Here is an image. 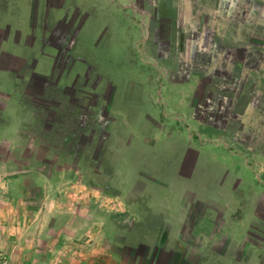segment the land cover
Here are the masks:
<instances>
[{
	"label": "crops",
	"instance_id": "1",
	"mask_svg": "<svg viewBox=\"0 0 264 264\" xmlns=\"http://www.w3.org/2000/svg\"><path fill=\"white\" fill-rule=\"evenodd\" d=\"M119 1L28 0V24L19 22L15 27L7 20L0 24V252L9 264H264V182L260 180L264 155L241 143H247V137L253 143L257 132L239 131V139L221 137L226 135L217 130L220 120L211 116L216 131L203 140L205 144L179 131L158 133L157 138L141 136L140 143L147 147L173 141L169 153L175 163L165 166L162 159H154L146 168L121 173L122 184L119 173L110 188L103 180L104 136L116 124L114 114L121 111L114 106L117 85L104 77L100 65L106 50L111 51V59L118 56L128 65H134L141 53L145 58L155 54L154 63L165 70V76L168 64L191 66L188 76L168 79L166 95L160 96L164 105L154 106L151 91L146 95L147 103L165 121L160 118L158 123L171 130L179 121L167 120L163 113L190 112L195 119L194 112L202 110L196 98L205 95L212 77L238 80L232 67L224 69L225 65L239 67L241 81L254 76L264 83L263 69L248 66L261 65L264 40L249 42L245 35L249 26L258 27L261 10L247 14L233 0H177L176 4L149 0L156 17L167 18L170 34L156 33L151 46L150 30L137 28L134 16L120 8ZM9 10L8 0H0V16ZM143 15L152 18L149 12ZM241 17L244 20L234 25L237 29H224L225 23L221 24ZM227 34L239 39L231 40ZM11 39L15 44L23 42L24 52L10 51ZM204 66L211 67L201 77ZM214 67L218 69L209 76ZM94 77L95 94L87 91V82ZM216 93L209 110L219 118L253 114L257 124L250 126L264 128L263 91L232 87L225 91V101H219ZM88 94H94L93 104L86 101ZM132 95L138 102L136 93ZM93 114L96 131L81 134L76 150L71 148L69 132L62 139L55 137L57 128L71 130L74 120L81 130L89 129ZM151 122L139 123L149 128ZM196 122L199 128L202 123ZM176 134L179 146L173 139ZM89 157L96 162L95 179L104 184L58 185L56 178L68 179L77 172L81 176L84 171L83 163L70 171L60 161L86 162Z\"/></svg>",
	"mask_w": 264,
	"mask_h": 264
},
{
	"label": "rangeland",
	"instance_id": "2",
	"mask_svg": "<svg viewBox=\"0 0 264 264\" xmlns=\"http://www.w3.org/2000/svg\"><path fill=\"white\" fill-rule=\"evenodd\" d=\"M175 4L178 2L177 0H174ZM210 2H212V0H209ZM208 1V2H209ZM203 2V1H200ZM34 4H36V1L34 2ZM120 4V8L126 10V11H130V14L134 16L135 18V23L137 25V28H139L140 30L143 28H148L150 30V37L151 40L149 39L148 41H151V46L153 43V38L156 35V33L161 34L163 31L166 32L167 31V27L166 24H168L167 22V18L165 16L159 15V17H156L157 15H155L157 13V10H154L149 0H120L119 1ZM182 4V1H181ZM8 5L9 8H11V11L9 10V14H7L5 12V14L3 16H0V24H4L5 21L7 20V24L13 25V26H17V23H21L22 25H26L29 22V17H30V13H31V9L28 8L29 6V2L28 0H8ZM233 5H235V7H241V9L245 8V12H248L247 14L251 13V10L254 12H258L260 11V13L262 14L261 17L258 19V27L253 26H249V28H251V31H247V33H245L246 38H248V41L252 42V40L254 41L255 38H257L258 40H264V0H233ZM125 6H129L128 8ZM127 8V9H126ZM164 9V8H163ZM167 10V9H165ZM131 11H134L133 13ZM145 12H149V14L151 15L149 17H144V13ZM162 13V11H161ZM94 15H97L96 10L93 13ZM100 14V12H99ZM234 14V13H233ZM232 14V16H233ZM155 15V17H154ZM3 17H7V18H3ZM245 17V16H243ZM241 17L238 21L237 19H224V21L221 24L225 23V28L224 29H228V27H231L234 29H237L238 27H235L234 25L238 22H242L244 20V18ZM96 18V16L94 17ZM183 19V16H181L179 18V21L181 22ZM197 18H194V22L196 23ZM254 20V19H253ZM254 22V21H253ZM171 24V23H170ZM260 24V26H259ZM125 25H129L132 26V23L127 22L125 20ZM168 26V25H167ZM256 28L258 29L256 32ZM169 30V29H168ZM28 31V30H27ZM25 31V32H27ZM168 32V33H167ZM166 34L169 36V31H167ZM142 34H144V32H142ZM163 34V33H162ZM244 37V32H242L241 37ZM231 40L234 39H239L237 36V38H235L232 34H227V38H229ZM242 37V38H243ZM23 39V37H22ZM23 41V40H22ZM106 41L110 42V38H106ZM260 42V41H259ZM26 43V42H25ZM23 42H20V44H15L11 41L7 44L8 46H10L11 48L10 51L12 50H16V51H20L21 49H23ZM7 45H3L4 47ZM4 50V49H3ZM28 52L29 49L27 48ZM260 50V49H259ZM153 51V53L155 52L154 49H151V52ZM252 52H256L255 49L251 50ZM24 52V49H23ZM105 57L102 59L104 64H100L102 71H103V75L105 78H109V79H113L115 84L117 85V91H118V96L115 97V103L114 106L116 105V110H117V106L119 107V111H121L120 113L123 114H114L115 118H116V124H114L112 127H110V129L108 128V134L105 137V142H104V149L106 151H103V163H102V167L104 169L105 175H104V182L106 183V185H108L110 188H114L115 187V179L116 176L120 173V184L123 183V178L121 173L123 174H127L132 173L136 170H138L139 168H146V164L152 162V160H157V159H162V164L165 166H169V165H173L175 163L174 158L170 155L169 152H171L172 148L174 147L173 144H171L173 141L171 140H167V141H156L157 144H155V146H150L147 147L146 145H143L140 143V137L144 136V138L148 137V138H157L159 137L157 134H165V132H172V131H179L181 132L185 137H192V139L200 144H205L203 142L204 139L206 138H210L213 137L214 131L213 130L214 127L211 126V123L209 121V119L211 118V116H215V118H217L216 120H220L219 126L217 127V130L219 132H222L223 134H225L226 136H222L221 137H232V138H238L239 139V135L240 132H245V133H256L257 132V138L255 139V141L253 143L249 142V137H247V143H244L243 141H241V143H243V145H247L251 148H254L255 150H257L260 154L264 155V128L261 129H257L254 127H251L250 124L251 122H253V124H257V120H253L251 119L252 117H254L253 114H250L249 116H247V118L243 115L242 117L240 116H235L233 118H229L226 120V114L224 116V120H222L221 118H219L218 114H215V112L213 111V109L209 110L210 108L213 107V105H211V100L213 99L214 96V91H216L217 95L219 96V101H221L220 99H223V101H225L224 99L227 98V96L225 97V91L230 90L232 87L234 89H238V90H242L245 87V90L247 89H255L257 88V90H261L264 92V83L260 82V80H258V82L253 79L254 76H246L244 81H241V74H239V67H236L235 69V65L232 66L231 65H225L223 68L227 69L230 67H232V70L235 71L233 73V75L238 79L236 81H229V79H226V81H221L219 80V78L217 79H213L212 77V81H210V85L209 87H206L205 89V95H201L199 96V98H196V103L199 102V108H200V112H197V106L194 105V110L196 112H194L195 114V119L192 118V114L190 112L185 114H180L178 112H169L168 110V114L162 113L163 115H165L167 120H174V121H179V122H175L173 123V125L171 126V130H167L166 128H164V125H161L158 123L159 119L161 118L162 122L164 123L165 121L163 120V118L161 117V115L158 112L154 111L153 106L149 105L147 103V96L148 95V91H151V99L154 106H162L164 105V101L162 99H160V96H165V89L167 86V82L168 79H171L170 77H172V79L174 78H183L184 76H188V72L190 71V68H192L191 66H188V68L183 67L182 66H176L175 64H168L167 67L168 71L165 74V70L162 69V67L160 68V66H156L155 65V60H154V55L152 54L150 55L151 58H145V55L143 53H141V55L137 56V59L135 61L134 65H128L123 59H118V56H114L113 59H111L112 54L110 53L111 51H106ZM139 53V52H138ZM101 56H98L99 61L101 60ZM263 56L260 57L259 62H261L260 66L258 65V67H256V64L254 65H248L249 67H253L254 70H258L261 71L263 69L264 71V60H263ZM94 61V58H92ZM116 61V63H112L110 64L108 61ZM98 62V60H97ZM147 62H150V64H148ZM95 63V62H94ZM96 65V64H95ZM100 65H99V69H100ZM211 67V66H210ZM208 66H204L201 70H200V76L203 77L205 73H208V69L210 68ZM227 67V68H226ZM205 68V69H204ZM96 69L98 70V65H96ZM194 69V68H193ZM218 68L214 70H210L211 73L209 76H214V71H216ZM195 70V69H194ZM207 71V72H206ZM1 76V75H0ZM250 78V79H249ZM90 81L87 82V91L92 92V93H96L95 90H92L91 87H93V85H95L97 79L91 78L89 79ZM128 80H130L132 83H128ZM237 82V84L235 83ZM166 85V86H165ZM130 86V87H129ZM231 86V88L229 87ZM164 87V90H163ZM129 88V91H127V89ZM247 88V89H246ZM202 90V89H201ZM200 90V91H201ZM209 90L211 92H213V96L211 97L212 94L209 93ZM162 91V95H159V92ZM134 92V93H132ZM190 92V91H189ZM137 95V97L139 98L138 102H133L134 100V95ZM249 93V92H248ZM94 94H88L86 101H88L89 103L93 104L95 101V96ZM224 95V96H223ZM198 97V96H197ZM224 97V98H223ZM175 98V97H173ZM189 99V98H188ZM264 100V98L262 99ZM175 99H173V106H175L176 104ZM218 101V102H219ZM221 107H224V105H222ZM161 108V107H160ZM176 108V107H175ZM188 108V107H187ZM189 109V108H188ZM151 110V111H150ZM174 110V109H173ZM154 111V112H153ZM206 111V112H205ZM234 113V112H233ZM91 114V113H90ZM224 115V114H223ZM253 115V116H252ZM151 116V117H149ZM222 116V115H221ZM234 116V115H233ZM89 117V116H88ZM95 118V114L91 115L90 118L88 119V121H90L91 123L89 124V129L86 130H81L82 128L79 126V123L72 121V129L68 130L65 128H57L55 130V137L59 140L62 139V137L64 135H73L72 137V142L73 144H71V148L72 150L75 149L76 145L75 142H77L80 139V135L84 134V136H89L90 132L91 134L94 135L95 133V126L97 125ZM256 119V118H255ZM152 121L151 122V126L149 128H147V126H145V122L148 121ZM197 121H201L202 125H199L198 128V124L196 122ZM145 121V122H144ZM227 121V122H226ZM139 122H143L142 124H140ZM192 122L193 123L192 125ZM210 122V123H209ZM263 122H264V118H263ZM211 126V127H210ZM82 131V132H81ZM248 131V132H247ZM69 132V133H68ZM243 136V135H241ZM259 136V137H258ZM137 138V140L133 139V138ZM179 136L176 134L175 137L173 139L176 140V145L179 146L181 145V139H177ZM75 138V139H74ZM88 138V137H87ZM144 138H142L141 140L145 141ZM198 138H202L201 141ZM75 140V141H74ZM251 140V139H250ZM238 146L240 144H237ZM233 146V145H232ZM85 147V146H84ZM83 147V148H84ZM87 147V146H86ZM222 147V146H220ZM82 148V149H83ZM103 149V150H104ZM76 150V149H75ZM254 150V151H255ZM92 151H94V149L89 150L90 152V157L92 156ZM219 152H223L221 149H218ZM84 152V149H83ZM89 156V155H88ZM89 157V159L86 162H73V161H60L59 165L63 166L64 168L69 167L70 171H77L78 168H81V163H83V167L82 169H84L83 171V175H79L80 173L77 172V175L75 173V175H73L71 178L66 179L65 177H58L56 178V181L58 182V185H62L63 183H66L67 185H85L87 184V186H93L95 188L96 183H98L99 185L104 184L103 182L97 181L95 179V173L94 170L96 169V162L95 160H92ZM264 162V161H263ZM133 180V178H132ZM260 180L264 182V178L262 179L260 177ZM203 180H198V182H201ZM69 182V183H67ZM197 182V184H199ZM200 185V184H199ZM138 188V187H137ZM146 195V194H144ZM149 200H154L153 197L150 198ZM120 202V201H119ZM261 260H263L264 262V253H262V258Z\"/></svg>",
	"mask_w": 264,
	"mask_h": 264
},
{
	"label": "built area",
	"instance_id": "3",
	"mask_svg": "<svg viewBox=\"0 0 264 264\" xmlns=\"http://www.w3.org/2000/svg\"><path fill=\"white\" fill-rule=\"evenodd\" d=\"M0 264H9V258L0 252Z\"/></svg>",
	"mask_w": 264,
	"mask_h": 264
}]
</instances>
